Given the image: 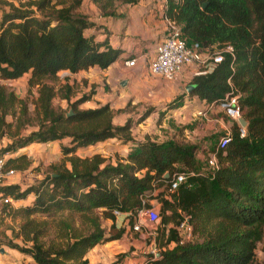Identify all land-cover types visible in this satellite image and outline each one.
I'll return each mask as SVG.
<instances>
[{
	"label": "trees",
	"instance_id": "obj_1",
	"mask_svg": "<svg viewBox=\"0 0 264 264\" xmlns=\"http://www.w3.org/2000/svg\"><path fill=\"white\" fill-rule=\"evenodd\" d=\"M88 1L100 15L115 16L117 5L138 0ZM81 2L24 0L0 10V79L27 75L28 86H35L37 93L32 101L37 128L17 136L9 132L12 123L5 116L18 119V125L24 122L26 102L0 85V134L11 137L0 146V158L31 142L69 139L68 145L60 146L62 161L47 165L49 171L37 182L24 188L0 185V197L20 199L33 194L31 205L14 212L21 220L13 238L30 244L20 246L8 238L4 244L30 256L34 264H87L88 249L123 233L122 226L115 227L113 210L128 213L131 227L137 210L149 208V200L155 199L160 214L153 237L158 255H149L148 264H255L254 249L264 229V0H165L162 9L164 16L181 25L187 42H198L203 48L232 47V55L224 53L211 71L191 77L188 83L192 84L188 94L205 103L217 102L232 88L239 94L240 113L247 122L244 137L232 122L230 138L216 151L217 168L211 173L199 171L196 145L156 142L147 136L135 140L132 120L112 124L114 111L107 104L79 109L86 96L67 100L68 116L52 107L54 90L45 79H53L59 70L106 68L119 54L106 41L94 42L83 34L91 24L77 11ZM68 92L65 86L62 98L67 99ZM179 104L175 100L168 108ZM16 107L19 117L14 115ZM109 138L134 143L124 162H105L98 153L66 156L77 147ZM15 159L24 155L4 158L3 167L9 168L7 163ZM180 171L192 174L169 191L172 174ZM60 211L77 215L87 231L70 234L64 244L42 242L44 222L30 216ZM101 218L111 221L107 236ZM184 218L191 226V238L180 242L175 227Z\"/></svg>",
	"mask_w": 264,
	"mask_h": 264
},
{
	"label": "crops",
	"instance_id": "obj_2",
	"mask_svg": "<svg viewBox=\"0 0 264 264\" xmlns=\"http://www.w3.org/2000/svg\"><path fill=\"white\" fill-rule=\"evenodd\" d=\"M83 1L84 0H82L80 6L84 3ZM86 1L89 2L88 0ZM89 3L93 9V16L89 17L83 14L86 20L91 24V26L83 30V34L87 37H91L94 42L106 41L111 48L118 49L119 54L112 63L103 69L97 66H91L87 69L78 70L74 73H71L67 70H59L57 73H63L64 78H59L58 80L49 82V84L53 86L54 90V95L51 98V105L53 104L54 100H58L59 105H62L63 103L66 104L67 100L72 102L81 96H86V99L78 104L77 107L79 109L95 108L103 104H107L108 107L114 111L111 118L112 124L117 123L114 125H121L125 120L119 123L115 122L116 115L120 113V111L124 110V107H126L128 104L130 106L136 104L140 106L142 104L152 105L154 106V109H157V104L161 103V101L165 99L168 101L170 96L180 91L181 86L185 87L190 82L192 77L191 73L196 68L194 65L186 66L176 79L170 81L150 74L146 67L147 59L153 55L155 44L159 42L164 36V20L162 18V9L165 6V0H138L136 3L131 5L120 4L116 6L115 16H102L97 12L96 7L91 2ZM78 8L77 11L79 10ZM130 58H134V64L132 66L124 65L123 62ZM88 70L89 72H87ZM81 72H87V75L82 74ZM81 76L84 80L79 81ZM65 86L69 87V92L66 94L67 99L62 98L61 96V94H65ZM91 87L94 91H88V89ZM105 87L106 89L104 90ZM17 91L20 92V89ZM36 96L37 93H34V98ZM167 112L169 115H176V113L180 114L179 107L177 106L169 108ZM120 118L122 117L120 116ZM146 118L147 117L144 119ZM5 121L8 122L9 120L5 119ZM206 121L208 120L206 119ZM211 121L216 122L215 125L221 129L222 132L230 131V126L232 124L231 121L226 120L224 122L217 119H212ZM174 123H177V121L174 120ZM157 124L160 125V123ZM169 130L172 131V129ZM149 138L156 142L168 140L177 141V136H175L173 139L170 135L166 136L165 140L152 139L151 137ZM134 139L136 140V138ZM106 140L117 141L116 144L112 146V150L118 151L116 160L118 159L123 162L125 161L124 158L126 157L127 153L134 147V143L129 142L118 145L121 140L116 138H109ZM106 140L97 141L93 144L82 147H77L72 153L66 156L75 155L80 158L89 157L92 154L98 153L97 150L93 149V146L103 143ZM68 142L69 139L67 138L46 142H31L28 145L23 146L12 153H9L8 157L15 158L19 155H25L31 160L33 157L35 158V155L28 156V154H25L26 151L22 152L23 149H29L32 145H34V147L35 145H39L41 149L46 150L45 154L47 155V159L42 161V165L46 166L51 163L54 164L55 162H58L60 158H64V155L61 154L60 146L68 145ZM47 149H49V151ZM200 150H202V148ZM207 151L204 153H207ZM195 156L197 159L199 156L198 151ZM115 162L109 163L114 164ZM64 166L69 168L68 161H64ZM27 167L29 166L27 165L22 169V171L30 170V168ZM17 173L18 172L16 171L11 177ZM5 184H10V182ZM11 184H18L21 188L31 185L21 184L19 182H14ZM29 195H31V193L25 198L11 199L10 203L8 204H0V216L3 218L4 223L2 224L6 227L7 222L8 228L11 230V232L12 230L17 232L18 223L20 224L21 220L14 214V212L21 207L31 205L33 195ZM122 220L124 221L121 222ZM13 222L14 225L12 224ZM125 223L126 219L123 218V216L115 218V227L122 226L124 228L123 233L119 238L104 241L102 243H96L90 249H88L84 255L87 260V264L90 263V258L87 256V254H90L89 256H93V260L96 258L97 261H104V259L106 260L107 257H109L106 260L108 263L105 264H110L117 259L115 258L116 255L123 253L125 249L124 247L126 245H131L134 247L135 244H139L137 238H130L129 233L127 232L129 226L127 227ZM110 224L111 221L109 220L107 222L106 230H108ZM141 232L142 230H139V233ZM5 233L6 238L10 239L11 237H9L8 229H5ZM138 236L141 235L137 234V237ZM128 239L131 240L128 241ZM146 246V250L147 248L149 249L151 242L147 243ZM6 248H8L10 255H13V257L16 259V261L9 264H21L19 261L20 259H25V264H32V259L30 256L23 254L13 248ZM4 253L8 252L0 248V254ZM147 257L148 255L145 257L141 256L137 258H131L130 254H124L123 256L119 257L120 259H118L115 264H148Z\"/></svg>",
	"mask_w": 264,
	"mask_h": 264
},
{
	"label": "rangeland",
	"instance_id": "obj_3",
	"mask_svg": "<svg viewBox=\"0 0 264 264\" xmlns=\"http://www.w3.org/2000/svg\"><path fill=\"white\" fill-rule=\"evenodd\" d=\"M24 2V0H0V10H7L9 4H13L15 6H18L20 3ZM84 3L78 8V12L82 13L86 16H93V9L89 2L86 0L83 1ZM89 72V70L87 71ZM87 72H81L82 74L87 75ZM93 74V73H92ZM78 75V74H77ZM76 76V75H75ZM63 79L64 75L63 73H57V75L53 79H45L44 82L49 84V82H53L54 80ZM80 80H84L81 76L79 78ZM184 82V81H183ZM186 83V82H185ZM0 85L5 87V89L12 91L16 96H18L20 99H24L27 105V111L25 116V121L19 123L17 120H15L10 114L5 116V119L9 120L8 122L12 123V126L10 128L9 132L16 133L17 136L24 135L37 127L36 118L34 117V111H33V104L32 101L34 100V93H36V87L32 86L29 87L27 84V77L26 75H22L17 79H0ZM94 85V84H93ZM192 88V84H187L185 87L181 86V89L179 92L175 93L174 95L170 96V99L167 101V99L161 101V103L157 104V109H154V106L152 105H144L141 106L136 105H127L124 107V110L120 111L116 115L115 122H123L127 118H130L132 120V127H131V134L136 140L143 139V137H151L152 139H158V140H165L166 136L170 135L173 139L175 136H177V141L182 143H189L194 144L197 146V151L199 153V156L197 157L198 162V169L201 172L209 173V169L206 165L204 155L205 151L212 150L218 137L222 134L221 129H219L215 124L216 122L211 121L212 119L222 120L226 121L229 120L227 117H225L221 112L215 111V110H209L205 113V118H202L201 115L197 114V111H204L206 110V105L203 101H200L195 96H191L188 94ZM20 89V92L17 91ZM106 87L104 88V90ZM88 91H94L93 88H89ZM17 97V98H18ZM175 100L180 101V104L177 106L179 107V113H176V115H169L167 110L168 104L170 102H174ZM52 106L54 109L58 111H62L65 114L71 110L69 108V105L66 103H63L62 105H59L58 100H54ZM61 106V107H60ZM153 107V109H152ZM136 108V109H135ZM173 108V107H171ZM181 108V109H180ZM150 111L149 114L146 116V119H143L139 123H135V121L139 118V116L145 112ZM160 114L162 116L160 117ZM15 117H19V111L16 107ZM119 115V116H118ZM10 116V117H8ZM120 116L122 118H120ZM177 117V118H176ZM21 118V117H20ZM120 120H118V119ZM125 118V119H124ZM160 118V119H159ZM206 119L208 121H206ZM174 120L177 121V123H174ZM159 121V122H158ZM230 121V120H229ZM157 123H160L158 125ZM117 124V123H114ZM169 129H172L169 130ZM9 133H5L4 135L0 134V146H3L4 144L8 143L11 137L8 135ZM118 139V138H116ZM121 140V139H120ZM116 140H106L103 143L96 144L93 146V149L97 150L98 153L105 159V162H115L117 158V152L112 150V146L116 144ZM123 141L121 140L118 145L122 144ZM202 148V150H200ZM49 151V149H47ZM200 150V151H199ZM25 154H28V156H34L31 160L28 159L24 155V159H15L11 163H7V167L13 168L18 173L14 175L11 178H5L3 181L0 182V185H6L5 183L10 182H19L21 184H34L38 181L40 177H43V175L48 172V167L42 165V161L46 160V150L41 149L39 145H32L29 149L24 148L22 152H25ZM9 153L4 155V158H8ZM53 158V157H51ZM63 158H60L58 162H55L56 164L61 162ZM23 164L28 165L30 170H24L18 169V166H21ZM34 166V167H32ZM41 179V178H40ZM33 194L29 195L32 196ZM6 197V196H3ZM12 199V198H11ZM150 207L155 209L157 213L159 214V204L156 202L155 199L149 200ZM160 216V214H159ZM35 221L41 223L44 222L42 228V234L40 235L39 239L44 243H50L55 242V244H64L68 239L70 234H76L79 232H86L87 226L82 225L80 226L77 215L70 214L66 211H60L54 215H45L41 213H35L31 216ZM126 223L125 225L129 226V217H126ZM137 217L134 216L131 218L132 224L137 222ZM108 219H100V224L105 229V235H108V230H106ZM122 220L121 222H123ZM160 222V218L158 220V223ZM3 218L0 216V248L2 250H6L8 253L0 254V264H9L16 259L13 257V255H10L8 246H6L4 243L7 240L5 236V229H8V234L10 239H12L13 242L17 243L20 246L23 245H29L30 242H22L20 238H13V234L15 232L12 230H9L8 223L6 222L7 226L2 224ZM14 225V222L12 223ZM18 225H20L18 223ZM138 229L141 228L142 232L139 233V230H133L130 226L127 230V232L130 235V238L138 240L139 244H135L134 247L131 245H126L124 248L123 253H121V256L124 254H130L131 258L134 257H145L146 255H150V250L157 251L156 246L154 245V239L153 237L156 234V226L157 224H149L145 222L143 219L140 224L138 223ZM130 231V232H129ZM113 231H111L112 233ZM137 234H140L141 236L137 237ZM131 239H128L130 241ZM151 242L150 248L146 250L147 243ZM4 245V246H2ZM10 248V247H9ZM255 254V264H264V229H263V239L261 242H258L256 244V247L254 249ZM90 254H87V256L90 258L89 264H105L108 263L106 261H97L95 258L93 260V256H89ZM85 258V257H84ZM115 258H118V255L115 256ZM120 259V258H119ZM25 259H20L19 261L21 264L24 263ZM94 262V263H93ZM103 262V263H102ZM30 264V263H28ZM32 264L33 261H32Z\"/></svg>",
	"mask_w": 264,
	"mask_h": 264
},
{
	"label": "built area",
	"instance_id": "obj_4",
	"mask_svg": "<svg viewBox=\"0 0 264 264\" xmlns=\"http://www.w3.org/2000/svg\"><path fill=\"white\" fill-rule=\"evenodd\" d=\"M164 20V36L154 46L153 55L147 59L146 67L150 74L161 77L164 80L176 79L182 70L189 65H194L196 68L192 71L191 76L205 74L212 70L215 64L221 62L224 53L232 55V47L230 44L221 45V47L210 46L201 47L198 42H187L186 38L181 32V25L173 20L162 16ZM134 58L126 59L123 63L126 66H132L134 64ZM239 94L234 92L232 88L217 102L205 103L206 110L197 111L198 115L202 118L205 117L206 111L215 110L221 112L231 122H235L238 126V134L240 137L246 135V129L240 126L237 120L242 117L240 113V107L238 104ZM230 138V131H224L218 137L215 147L212 150H208L204 155L206 165L209 169V173L217 168L216 151L225 146ZM4 158H0V182L5 178L11 177L16 171L13 168H4ZM192 174L188 171H180L172 174L169 181L168 190H174L180 183L186 180L187 175ZM11 197H0V204L5 205L10 203ZM115 218L123 216L126 218L128 213H122L117 210L112 211ZM137 222L132 224L133 230L138 229V223L144 219L149 224L158 223V214L152 207L140 208L137 210L136 215ZM178 236L181 241H186L191 238V226L187 222L186 218L182 219L177 226ZM138 230H141L139 228ZM170 245V244H169ZM152 257L157 256V251L150 250Z\"/></svg>",
	"mask_w": 264,
	"mask_h": 264
},
{
	"label": "water",
	"instance_id": "obj_5",
	"mask_svg": "<svg viewBox=\"0 0 264 264\" xmlns=\"http://www.w3.org/2000/svg\"><path fill=\"white\" fill-rule=\"evenodd\" d=\"M204 6V3L202 4V7ZM71 114V110H69L67 113H66V115L68 116V115H70ZM237 122H238V124L240 125V126H243V127H245L246 126V124H247V122H246V120L243 118V117H240L238 120H237ZM167 175V173H165L164 174V176H166ZM158 255V254H157Z\"/></svg>",
	"mask_w": 264,
	"mask_h": 264
}]
</instances>
